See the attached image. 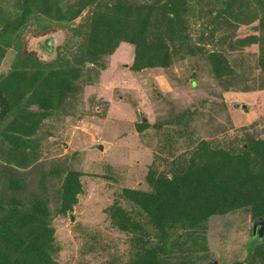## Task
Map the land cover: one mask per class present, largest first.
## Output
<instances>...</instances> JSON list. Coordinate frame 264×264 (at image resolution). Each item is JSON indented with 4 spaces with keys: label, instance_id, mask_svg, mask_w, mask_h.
Returning <instances> with one entry per match:
<instances>
[{
    "label": "trees",
    "instance_id": "1",
    "mask_svg": "<svg viewBox=\"0 0 264 264\" xmlns=\"http://www.w3.org/2000/svg\"><path fill=\"white\" fill-rule=\"evenodd\" d=\"M89 6L87 19L72 26ZM192 19L210 26L208 36L231 49L258 43L264 84V0H0V62L9 48L15 51L0 73V264H57L52 216L72 210L82 171L70 168L59 183H48L53 171L30 178L24 168L38 158L42 119L78 91L86 62L104 65L102 55L121 41L134 47L133 70L168 67L177 57L201 51L213 75L228 79L224 87L239 88L242 72L225 52L204 51L192 41ZM255 19L259 33L233 38L226 32ZM31 33L44 44L31 45ZM180 120L163 123L174 127ZM148 125L142 120L137 130ZM245 136L229 146L201 138L166 169L150 166L146 188L124 186L128 206L115 200L106 210L112 225L131 234L134 251L114 264H209L210 216L242 208L264 218V137ZM50 185L59 203L54 213ZM254 239L247 256L231 264H264V235Z\"/></svg>",
    "mask_w": 264,
    "mask_h": 264
},
{
    "label": "rangeland",
    "instance_id": "2",
    "mask_svg": "<svg viewBox=\"0 0 264 264\" xmlns=\"http://www.w3.org/2000/svg\"><path fill=\"white\" fill-rule=\"evenodd\" d=\"M90 12V6L85 8L71 25L84 22ZM256 23L257 19L236 23L226 32L233 38L259 33L254 29ZM210 29L192 19V41L204 51L222 49L233 67L242 72L236 77L239 88L224 87L228 79L213 75L201 51L177 57L168 67L133 70L134 47L121 41L111 53L102 55L104 65L86 62L78 91L70 93L59 109L42 119L36 134L38 158L24 168L25 174L31 178L53 171L47 182L59 183L68 169L82 171L77 202L64 214L54 213L59 203L52 185L48 187L54 240L59 245L57 264H114L132 256L131 234L112 225L106 208L115 200L128 206L122 188H146L145 175L150 166L166 169L201 138L229 146L232 142L240 145L247 133L264 137L259 45L231 49L228 42L209 37ZM67 33L72 35L70 29ZM32 35L27 39L39 48L44 38L36 42ZM14 53L13 48L7 50L0 73L9 68ZM179 118L174 127L163 123L166 119L177 123ZM142 120L149 125L140 132L137 123ZM254 218L242 208L210 216L205 261L231 264L244 259L257 235L252 233Z\"/></svg>",
    "mask_w": 264,
    "mask_h": 264
},
{
    "label": "water",
    "instance_id": "3",
    "mask_svg": "<svg viewBox=\"0 0 264 264\" xmlns=\"http://www.w3.org/2000/svg\"><path fill=\"white\" fill-rule=\"evenodd\" d=\"M238 105V104H235ZM242 107L245 109L246 105L243 104ZM145 119V117H143ZM101 146V145H100ZM70 219H73V215H70ZM264 230V218L261 216H257L254 218L253 223H252V233L257 234L258 236L262 235V232ZM209 264H216V261L214 259H211L209 261Z\"/></svg>",
    "mask_w": 264,
    "mask_h": 264
}]
</instances>
